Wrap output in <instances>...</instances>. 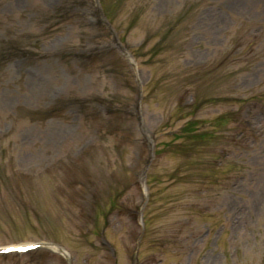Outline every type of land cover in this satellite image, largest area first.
Listing matches in <instances>:
<instances>
[{"label": "rangeland", "instance_id": "374dc122", "mask_svg": "<svg viewBox=\"0 0 264 264\" xmlns=\"http://www.w3.org/2000/svg\"><path fill=\"white\" fill-rule=\"evenodd\" d=\"M32 243L0 264H264V0H0V248Z\"/></svg>", "mask_w": 264, "mask_h": 264}, {"label": "trees", "instance_id": "16d2710c", "mask_svg": "<svg viewBox=\"0 0 264 264\" xmlns=\"http://www.w3.org/2000/svg\"><path fill=\"white\" fill-rule=\"evenodd\" d=\"M222 99V98H221ZM214 100H216L215 98H213V102H214ZM217 101V100H216ZM218 119V120H217ZM215 121L218 123V125H221V126H224L223 125V122L222 121H231V122H235V117L234 118H232V115L230 114V113H223V114H221V115H219L218 116V118H217ZM216 123V124H217ZM188 127V125H185V127H184V132L186 133V134H188V132H190V130H189V127ZM207 134H208V136H211L212 135V133L211 134H209L208 132H207ZM200 135H204L203 133H201V134H199V136Z\"/></svg>", "mask_w": 264, "mask_h": 264}, {"label": "bare ground", "instance_id": "6f19581e", "mask_svg": "<svg viewBox=\"0 0 264 264\" xmlns=\"http://www.w3.org/2000/svg\"><path fill=\"white\" fill-rule=\"evenodd\" d=\"M54 249H56V248L54 247Z\"/></svg>", "mask_w": 264, "mask_h": 264}]
</instances>
